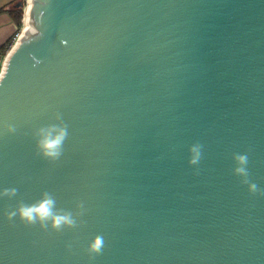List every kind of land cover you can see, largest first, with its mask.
Instances as JSON below:
<instances>
[{"label":"water","instance_id":"1","mask_svg":"<svg viewBox=\"0 0 264 264\" xmlns=\"http://www.w3.org/2000/svg\"><path fill=\"white\" fill-rule=\"evenodd\" d=\"M15 7L21 28L0 71V190L18 194L0 199V264H264V195L232 172L233 154L247 153L264 192V0ZM54 123L68 137L53 163L36 155L34 132ZM196 142L202 159L190 166ZM45 191L74 213L83 202L78 228L7 219ZM97 234L105 247L90 259Z\"/></svg>","mask_w":264,"mask_h":264},{"label":"clouds","instance_id":"2","mask_svg":"<svg viewBox=\"0 0 264 264\" xmlns=\"http://www.w3.org/2000/svg\"><path fill=\"white\" fill-rule=\"evenodd\" d=\"M60 121V116L55 117ZM9 132H15L14 125L7 126ZM36 155L49 162L58 161L63 155L64 142L68 137L67 126L65 124H50L40 127L34 132ZM203 145L199 142L193 143L188 148L189 158L188 164L196 166L202 159ZM234 167L233 175L240 178V183L247 186V190L251 194H262L257 184L249 179L250 173L248 170L249 157L247 153H234L232 156ZM18 194V189L14 187L4 188L0 190V199H12ZM77 211L74 213L71 210L59 208L55 196L50 192H43L39 199L32 203L18 201L16 206L6 212V217L9 221L18 219L21 223L29 227L38 226L43 231H53L56 233L65 230L76 229L80 226L81 221L78 217L84 214L83 202L76 204ZM69 249L71 245L67 246ZM105 247L104 237L100 234L95 235L87 244L85 251L89 258H95L102 254Z\"/></svg>","mask_w":264,"mask_h":264},{"label":"crops","instance_id":"3","mask_svg":"<svg viewBox=\"0 0 264 264\" xmlns=\"http://www.w3.org/2000/svg\"><path fill=\"white\" fill-rule=\"evenodd\" d=\"M18 1L0 0V47L6 45L10 39L13 41L19 32V27L8 12L10 8L15 7Z\"/></svg>","mask_w":264,"mask_h":264},{"label":"trees","instance_id":"4","mask_svg":"<svg viewBox=\"0 0 264 264\" xmlns=\"http://www.w3.org/2000/svg\"><path fill=\"white\" fill-rule=\"evenodd\" d=\"M9 15L13 19V21L17 24V26L20 28L21 26V8L20 7H12L8 10ZM11 43V39L7 42L6 45L0 47V53L4 54L6 50L8 49V46Z\"/></svg>","mask_w":264,"mask_h":264},{"label":"built area","instance_id":"5","mask_svg":"<svg viewBox=\"0 0 264 264\" xmlns=\"http://www.w3.org/2000/svg\"><path fill=\"white\" fill-rule=\"evenodd\" d=\"M3 60H4V54L0 53V71L3 65Z\"/></svg>","mask_w":264,"mask_h":264},{"label":"bare ground","instance_id":"6","mask_svg":"<svg viewBox=\"0 0 264 264\" xmlns=\"http://www.w3.org/2000/svg\"><path fill=\"white\" fill-rule=\"evenodd\" d=\"M26 18H27V9L25 8L24 20H23V26L22 27H24L26 25Z\"/></svg>","mask_w":264,"mask_h":264},{"label":"rangeland","instance_id":"7","mask_svg":"<svg viewBox=\"0 0 264 264\" xmlns=\"http://www.w3.org/2000/svg\"><path fill=\"white\" fill-rule=\"evenodd\" d=\"M20 28H21V26H20ZM20 28H19V30H20ZM14 40H15V39H14ZM14 40L11 41L10 45L8 46V49H9V47L11 46V44L14 42ZM8 49H7V50H8ZM4 55H5V53H4Z\"/></svg>","mask_w":264,"mask_h":264},{"label":"snow or ice","instance_id":"8","mask_svg":"<svg viewBox=\"0 0 264 264\" xmlns=\"http://www.w3.org/2000/svg\"><path fill=\"white\" fill-rule=\"evenodd\" d=\"M3 78V73L2 72H0V79H2Z\"/></svg>","mask_w":264,"mask_h":264}]
</instances>
